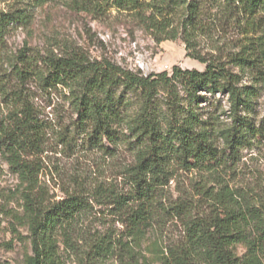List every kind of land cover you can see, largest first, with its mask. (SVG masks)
<instances>
[{"label": "rangeland", "instance_id": "1", "mask_svg": "<svg viewBox=\"0 0 264 264\" xmlns=\"http://www.w3.org/2000/svg\"><path fill=\"white\" fill-rule=\"evenodd\" d=\"M142 15L123 11L111 2L97 4L89 0H49L38 4L34 0H0V12L11 13L15 20L7 26L0 43V77L6 82V92L0 94L5 112L10 100V88L16 83L15 67L22 54L40 59L47 55L79 53L90 61L109 60L121 67L139 72L173 74L176 66L182 69L204 71L206 64L188 55L199 53L206 58L229 60L243 50L252 38L264 33V13L252 26L245 14L235 7H227L225 0H183L197 6L193 26L188 23L187 9L164 5L154 7V0H143ZM179 1V0H178ZM178 31L177 38H166ZM191 40V49L185 38ZM41 64V63H39ZM244 84H255L248 72ZM260 93L255 104V118L264 119V83L257 84ZM26 91L35 96L34 103L41 119L48 125L44 150L39 155L42 171L35 193L46 203L61 200L71 194L83 195L90 208L79 220L72 242L59 237L58 264H124L131 254L119 244L127 241L134 253L135 264L147 260L159 264L163 252L180 243L185 236V220L166 215V208L176 202H187V213L209 216L211 208L206 197L199 193L202 184L216 186V178L204 171L176 169L169 184L159 191L154 216L143 235L135 240L130 222L113 202L117 193L128 194L129 171L136 163L135 152L127 145L108 150L89 147L76 131V114L71 107L68 89L46 85L37 76L30 78ZM186 101L187 93L177 86V93ZM109 90L122 96L126 102L128 121L149 105L157 110L160 120L168 124L171 114L167 109V92H161L154 101H147L137 89L112 86ZM199 108L204 117L218 116L229 123L227 96L221 93H199ZM187 103V102H185ZM225 181L239 188L249 199L264 202V137L251 148L242 151L241 160L230 172H221ZM27 182L8 164L0 151V264H27L32 254L31 238L25 212L24 192ZM217 188V186L215 187ZM107 236L113 248L98 253L95 242ZM236 255L245 258V244L234 247Z\"/></svg>", "mask_w": 264, "mask_h": 264}, {"label": "trees", "instance_id": "2", "mask_svg": "<svg viewBox=\"0 0 264 264\" xmlns=\"http://www.w3.org/2000/svg\"><path fill=\"white\" fill-rule=\"evenodd\" d=\"M34 1L44 4L49 0ZM93 1L111 2L119 10L140 15L145 11L143 0H89ZM154 1L157 2L154 7L159 8L184 4L189 15L186 26H193L197 14L193 2ZM225 4L238 8L252 26L259 14L264 13V0H225ZM14 20L13 14L0 12V43ZM166 34V38L178 37V31ZM252 39L226 61L188 52L206 64L205 70L176 66L172 75L161 72L144 76L109 60L90 61L79 53L40 59L22 54L21 63L14 70L16 83L10 88L11 103L4 101L7 112L0 102V151L12 170L27 182L23 197L32 248L27 264H58L59 237L64 243H71L78 220L91 205L80 194L46 203L35 193L42 171L37 159L43 153L49 128L35 107V96L25 89L26 82L35 76L48 86L68 89L77 116L75 129L89 147L108 150L109 145L118 149L124 144L134 150L136 163L129 171L130 192L126 196L117 193L113 202L125 208L135 240L147 229L155 214L159 191L169 184L176 169L204 171L216 178L217 188L206 184L199 187V193L209 202V216L187 213L185 200L166 208V215L185 220L186 232L180 243L163 252L159 264H264V202L252 201L221 174L232 171L241 160L242 151L264 137V119L258 121L254 116L260 93L257 84L264 83V33ZM184 40L188 50L191 49V40L188 37ZM248 72L255 84L242 82ZM112 86L140 90L148 102L167 92V109L171 114L168 124L149 105L137 118L128 121L126 102L109 90ZM177 86L186 91V101L179 96V89L177 93ZM6 87L0 77V94L6 92ZM201 92L228 97L229 123L211 114L203 116L199 108ZM119 244L134 259L135 252L129 243L120 239ZM238 244L247 246L245 258L236 255L234 247ZM93 247L98 253L113 248L107 236ZM132 259L124 264L138 261ZM140 264L150 263L146 260Z\"/></svg>", "mask_w": 264, "mask_h": 264}]
</instances>
